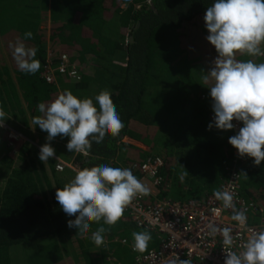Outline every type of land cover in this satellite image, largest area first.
<instances>
[{
  "label": "trees",
  "instance_id": "trees-1",
  "mask_svg": "<svg viewBox=\"0 0 264 264\" xmlns=\"http://www.w3.org/2000/svg\"><path fill=\"white\" fill-rule=\"evenodd\" d=\"M211 4L0 0V41L9 63L0 50V106L11 117L4 124L29 130L33 117L41 115L38 104L64 90L80 99H94L107 90L123 129L116 137L106 135L100 144L93 142L87 156L61 151L65 161L77 170L104 164L123 168L158 156L163 160L160 197L180 202L205 200L235 169L240 197L264 210V161L257 166L246 156L237 159L228 143L231 134L207 127L214 113L207 88L212 81L205 83L204 76L218 55L206 40L203 20ZM26 32L32 39L25 38ZM18 41L37 49L41 67L35 74L18 69L13 57ZM62 54L76 64L79 78L55 70ZM235 58L264 62V57L239 53ZM48 61L53 83L44 76ZM38 154L24 141L17 152L7 151L0 160V264H73L70 257L85 264H134L137 255L120 240L133 243V232L148 231V248L159 244L155 232L137 227L125 214L116 224L103 225L104 243L99 247L90 236L101 225L92 223L86 238L75 234L67 227L70 218L61 211L55 192L76 171H58L54 157L41 162Z\"/></svg>",
  "mask_w": 264,
  "mask_h": 264
},
{
  "label": "clouds",
  "instance_id": "clouds-1",
  "mask_svg": "<svg viewBox=\"0 0 264 264\" xmlns=\"http://www.w3.org/2000/svg\"><path fill=\"white\" fill-rule=\"evenodd\" d=\"M203 20L208 32L206 40L218 54L204 76L205 83L212 81L207 88L214 115L208 130L213 127L233 130V121L242 122L243 126L228 138V143L239 157L251 158L258 166L264 161V62L235 57L237 53L264 57V0H212ZM24 36L32 39L31 32ZM36 53V48L26 47L22 41L15 44L13 57L21 72L35 74L39 71L41 65ZM38 111L41 115L33 117L32 123L47 133V141L58 135L68 137L66 149L84 156L88 155L93 142L102 143L106 135L116 137L124 127L107 90L94 99H80L70 90H64L54 100L39 103ZM10 118L0 106V127ZM54 155L55 149L45 143L40 147L38 158L48 162ZM148 194L149 189L130 168L104 164L78 170L69 183L56 189L55 200L70 218L67 227L81 238L89 236L92 223L101 225L90 236L99 247L104 243L106 229L103 225L116 224L134 198ZM213 195L224 209L232 210L231 220L246 225V210L236 208L232 192L215 191ZM207 227L212 235L222 237L227 249L224 264H264V230H252L243 250L237 252L231 250L234 244L231 228L214 224ZM132 238L133 251L139 252L145 251L152 239L148 231L133 232ZM170 264L190 262L177 257Z\"/></svg>",
  "mask_w": 264,
  "mask_h": 264
},
{
  "label": "built area",
  "instance_id": "built-area-1",
  "mask_svg": "<svg viewBox=\"0 0 264 264\" xmlns=\"http://www.w3.org/2000/svg\"><path fill=\"white\" fill-rule=\"evenodd\" d=\"M45 68L44 76L49 83L55 82L54 69L50 66ZM58 73L66 75L71 79L79 78V71L75 63L70 61L67 54L60 56V62L55 69ZM234 129L227 130L231 136L242 127V122L233 121ZM6 125L0 129H5ZM124 141H131L125 139ZM233 154L237 159L242 158L237 155V150L233 149ZM55 168L63 171L68 168L78 171L71 162H66L58 157ZM163 166L162 158L150 156L141 163H128L123 168H130L136 178L148 189L149 194L138 195L124 209L123 214L139 228L155 232L160 241L155 248H148L143 251H133L132 244L125 239L119 242L128 245L131 252L136 254L134 264H170L176 259H187L190 264H224L225 249L222 237L219 234L212 235L209 224L217 227H228L232 229L234 237L233 251L243 250L246 240L252 230H264L263 209L255 206L254 203L243 200L239 195L238 172L233 169L229 178L224 181L217 191H230L234 194V204L237 209L246 210L247 223L245 226L239 225L231 220L232 210L224 209L222 202L215 199L214 195H209L203 201L190 200L180 202L168 198L160 197V170ZM257 217V222H251L252 217ZM113 260V259H112ZM119 264V263H115Z\"/></svg>",
  "mask_w": 264,
  "mask_h": 264
},
{
  "label": "rangeland",
  "instance_id": "rangeland-1",
  "mask_svg": "<svg viewBox=\"0 0 264 264\" xmlns=\"http://www.w3.org/2000/svg\"><path fill=\"white\" fill-rule=\"evenodd\" d=\"M0 50L2 54L1 56L4 57L6 60V63L9 64L6 51L3 49V46L1 45V41H0ZM0 66H1V63H0ZM46 137H47V133L40 130V128H35L34 126H31L29 130L23 128L21 131H18V129L14 127V125L8 124L6 125L5 129L3 130L0 129V160L2 159V157L5 156L7 151H10L11 153L17 152L20 145H22L24 141H27L30 143L31 146L37 148L38 150H40V147L43 144L50 143V145L55 149L54 157H58L65 161V159L62 158L59 154L61 153V151H67L66 143H67L68 137L61 138L58 135L51 141H47ZM65 158L68 160L70 159L68 157H65ZM2 182H3V178L0 177V184ZM70 259L73 262V264H85L84 262H80V263L77 261L75 262L74 259H72V257H70ZM66 264H69V261L66 262Z\"/></svg>",
  "mask_w": 264,
  "mask_h": 264
},
{
  "label": "crops",
  "instance_id": "crops-1",
  "mask_svg": "<svg viewBox=\"0 0 264 264\" xmlns=\"http://www.w3.org/2000/svg\"><path fill=\"white\" fill-rule=\"evenodd\" d=\"M47 25V27H48V24H46ZM1 37V36H0ZM211 59V61L213 62V59L215 58V55H211V57H210ZM216 58H217V56H216ZM131 141H133V140H131ZM134 142V141H133ZM135 144H138V145H140L138 142L136 143L135 142Z\"/></svg>",
  "mask_w": 264,
  "mask_h": 264
},
{
  "label": "water",
  "instance_id": "water-1",
  "mask_svg": "<svg viewBox=\"0 0 264 264\" xmlns=\"http://www.w3.org/2000/svg\"><path fill=\"white\" fill-rule=\"evenodd\" d=\"M129 41H132V38L131 37L129 38ZM128 142H130L132 144H135V142H133V141H128Z\"/></svg>",
  "mask_w": 264,
  "mask_h": 264
}]
</instances>
